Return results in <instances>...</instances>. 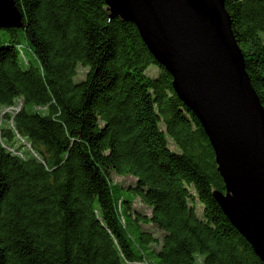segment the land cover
Instances as JSON below:
<instances>
[{
	"label": "trees",
	"instance_id": "16d2710c",
	"mask_svg": "<svg viewBox=\"0 0 264 264\" xmlns=\"http://www.w3.org/2000/svg\"><path fill=\"white\" fill-rule=\"evenodd\" d=\"M16 3L24 25L0 27V264H263L214 197L225 183L202 123L135 23L105 0ZM225 4L264 106V0Z\"/></svg>",
	"mask_w": 264,
	"mask_h": 264
},
{
	"label": "water",
	"instance_id": "95a60500",
	"mask_svg": "<svg viewBox=\"0 0 264 264\" xmlns=\"http://www.w3.org/2000/svg\"><path fill=\"white\" fill-rule=\"evenodd\" d=\"M137 26L202 123L225 190L213 194L264 264V106L225 0H105ZM16 0H0V27H22Z\"/></svg>",
	"mask_w": 264,
	"mask_h": 264
},
{
	"label": "rangeland",
	"instance_id": "374dc122",
	"mask_svg": "<svg viewBox=\"0 0 264 264\" xmlns=\"http://www.w3.org/2000/svg\"><path fill=\"white\" fill-rule=\"evenodd\" d=\"M0 33L3 37L5 36L4 30H1ZM86 71L87 70L85 68L80 67V73L78 75V78H83L86 74ZM148 72L151 75H156V74H158L159 69L153 65L149 68ZM4 111H6V109ZM17 144L19 145L21 143L17 142ZM171 148L177 149L172 141H171ZM111 179H112L114 185H121L123 188L130 186L131 184H133L136 181L135 177H133V176H122V175H118L116 173H112ZM134 205L137 209H139L140 211H143L145 213H150V211H151L150 208H148L145 204L140 202L139 199H137L135 201ZM202 210H203V205L198 202V212L202 213ZM143 228L146 230L152 231L153 233H155L158 236H160V234H161V232L156 227L152 226L151 224L143 225Z\"/></svg>",
	"mask_w": 264,
	"mask_h": 264
}]
</instances>
